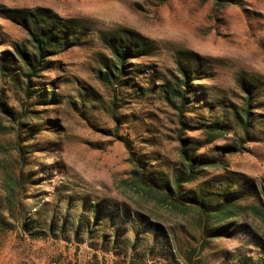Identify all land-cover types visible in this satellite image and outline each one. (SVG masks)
I'll return each instance as SVG.
<instances>
[{"label":"rangeland","instance_id":"1","mask_svg":"<svg viewBox=\"0 0 264 264\" xmlns=\"http://www.w3.org/2000/svg\"><path fill=\"white\" fill-rule=\"evenodd\" d=\"M37 8L87 21L90 31L84 44L50 58L44 79L33 81L30 91L39 90L49 101L35 102L0 75V102L13 114L0 109V203L5 197L3 174L8 171L20 179L23 204L41 206L34 216L38 222L50 215L58 199L63 198V204L71 196L74 207L75 200L87 197L144 216L186 239L189 233L199 234L198 215L182 214L172 205L176 197L144 191L132 174L137 160L169 178L181 167L182 149L218 160L203 168L197 181L183 184L181 194L216 178L264 188V0H239L223 8L213 0H0V12ZM118 28L152 41L150 54L129 65L153 68L163 80L175 81L180 53L205 59L201 77L192 81L195 97L188 95L193 102L183 116L159 95L162 81L156 77L127 75L138 87L98 79L103 64L113 63L100 32ZM26 39L18 25L0 17V54ZM242 79L251 97L243 91ZM246 99L251 112L247 131L235 119L242 117ZM206 101L221 102L208 111ZM221 116L229 122V131L223 129L207 143L205 126ZM231 147L239 151L222 149ZM257 202L254 196H244L240 203L247 206L241 219L247 233L215 240L214 257L205 251L198 257L202 263L195 264H235L231 254L258 249L251 232L264 244V217L253 209ZM100 234L96 230L88 240L84 234L76 239L71 231L34 237L6 231L0 234V264H122L125 254L132 256L128 249L102 245Z\"/></svg>","mask_w":264,"mask_h":264},{"label":"trees","instance_id":"2","mask_svg":"<svg viewBox=\"0 0 264 264\" xmlns=\"http://www.w3.org/2000/svg\"><path fill=\"white\" fill-rule=\"evenodd\" d=\"M213 1L216 6L223 8L228 3H236L239 0ZM0 17L18 25L27 35V39L20 44H14L11 51L1 52L0 75L6 80L9 78L14 86L23 89L28 98L30 96L36 98L35 102L49 101L50 98L40 94L39 90L30 91L33 81L44 79L43 74L49 70L51 64L50 58L70 47H78L85 43L90 31L89 24L80 19L61 18L45 8L3 10L0 12ZM100 34L101 42L110 51L113 62L103 64L104 66L98 71L97 76L101 82L116 86H136L134 81L130 83L127 75L149 74V79L160 75L153 68L149 69L146 66H134L133 68L129 65V61L150 54L153 45L151 40L124 28L102 31ZM176 64L178 76L175 77V81L170 82L166 78L163 80V76L156 77L158 81H162L157 88L159 95L174 105L183 116L185 110L190 107L189 104L193 102L188 95L195 97L193 92L195 87L192 81L195 77H201L199 72L206 61L192 53H180ZM247 83L246 80H241L243 91L251 97ZM248 86L250 87V84ZM83 90L86 92L85 95L90 94L88 89ZM53 95V92H50L51 98ZM82 101L85 102V100ZM245 101L247 104L241 109L242 117L237 116L235 119L241 128L247 131L251 112L248 110L249 100ZM220 102L206 101L204 107L210 111L218 107ZM0 109L13 115L3 108L1 102ZM224 118L225 116H221L219 120L205 126L209 129L206 132L209 138L205 140L207 143L220 137L223 129L226 132L229 131V122ZM180 123L183 125V122ZM181 142L185 143V141ZM222 149L239 151V148L234 147ZM181 161V167L175 169L171 178L163 174H154L145 169V165L138 160L132 174L134 181L147 193L154 192L165 198L176 197L172 205L180 209L182 214L195 213L198 215L199 219L195 224L201 227V230L197 235L189 233L186 239L184 236H175L167 232L162 225L151 223L144 216L127 213L108 201L89 200L87 197H79L75 200L74 207L71 202L74 199L71 196H66L63 204H60L63 198L58 199L57 205L49 212L50 215L44 219L41 218V222H38L34 216L37 215V210L41 206L38 203L23 204L20 196L24 192L20 189V179L8 171H4L3 174L5 197L0 203V234L19 230L34 237L39 233L52 234L55 231H71L76 239L84 234L86 239L91 240L94 237L93 233L100 230L102 245L125 248L132 252L130 258L124 255L121 260L122 264L202 263L198 257L205 251H210L208 254L214 257L215 248L212 243L215 240L233 239L236 234L247 233L248 226L241 220L247 209V206L240 204L242 197H256L258 205L253 208L254 212L264 217V188L250 182L241 185L240 182L237 184V181H224L216 178L204 182L193 191L181 194L183 184L197 181L202 169L216 165L218 160L199 158L189 154L186 149H182ZM247 189L250 191L246 192ZM71 206L74 208L72 212H70ZM13 208H17V211L13 212ZM43 211L48 212L49 210L43 208ZM251 236L254 247L258 249L251 252L246 250V254L239 252L231 254V261H236L237 264H264V244L259 243L258 238H254L256 236L254 233L251 232ZM212 251L214 253H211Z\"/></svg>","mask_w":264,"mask_h":264}]
</instances>
